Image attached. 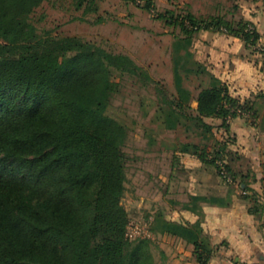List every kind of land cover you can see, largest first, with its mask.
Here are the masks:
<instances>
[{"label": "trees", "instance_id": "16d2710c", "mask_svg": "<svg viewBox=\"0 0 264 264\" xmlns=\"http://www.w3.org/2000/svg\"><path fill=\"white\" fill-rule=\"evenodd\" d=\"M58 1L84 16L98 10L96 0H0V264H156L155 240L128 235L131 219L122 203L127 170L121 146L133 127L114 100L128 81L153 85L154 97L140 96L143 115L155 109L157 127H182L190 139L176 149L216 168L225 181L239 178L243 197L261 217L264 204L248 186L249 173H242L250 163L217 138L207 119H220L227 132L231 119L262 112L253 123L264 129V107L231 96L190 50L198 31L212 30L240 38L249 49L260 45L264 53L253 23L172 10L167 16L153 11V0H130L180 27L172 50L176 92L170 93L126 53L58 29L40 31L35 10ZM186 80L196 83L195 92ZM191 102L194 111L187 110ZM146 131L148 147L154 146V130ZM174 228L195 245L197 262L208 264L212 253L194 237V227Z\"/></svg>", "mask_w": 264, "mask_h": 264}, {"label": "crops", "instance_id": "0c3cea01", "mask_svg": "<svg viewBox=\"0 0 264 264\" xmlns=\"http://www.w3.org/2000/svg\"><path fill=\"white\" fill-rule=\"evenodd\" d=\"M235 4V12L220 15L247 19L264 41L263 0H238ZM192 44L196 59L227 85L231 96L264 107V53L252 52L243 40L221 31L200 30ZM215 121L220 125L221 120ZM256 123L234 119L227 132L220 129L225 137H231L227 139L229 147L250 163V168L242 166V173H249L248 186L264 204V129ZM173 153L170 169L161 171L156 179L169 196H158L156 187L153 198L140 199L141 211L150 201L146 215L151 238L159 249L156 264H199L195 245L173 231L175 224L194 227V237L212 253L208 264H264V214L259 218L254 214L250 200L242 195L239 178L226 182L214 167L196 157L178 150ZM166 224L174 226L167 228Z\"/></svg>", "mask_w": 264, "mask_h": 264}, {"label": "rangeland", "instance_id": "374dc122", "mask_svg": "<svg viewBox=\"0 0 264 264\" xmlns=\"http://www.w3.org/2000/svg\"><path fill=\"white\" fill-rule=\"evenodd\" d=\"M236 1L238 0H153L155 6L153 11L166 13L167 16H170L167 13L170 10L175 15L186 12H196V15L192 14L198 17L199 12L213 13L208 16L220 15L229 13V10L235 12L238 9V7L235 9L233 6ZM96 3L98 4L97 12H89L84 16L82 10H73L70 5L61 8L63 5L61 1H58V6H52L45 2L35 10L33 20L40 31L58 29V31L78 35L95 42L107 50L128 54L138 64L146 68L151 77L159 81L168 92L175 93L172 50L174 37L181 34L179 25L156 18L152 11L143 8L144 3H141V6L132 3L130 0H96ZM216 10L219 12L214 13ZM82 16L83 19L78 18ZM200 16L203 17V15ZM98 17L102 19L100 22L95 21ZM194 48L192 44L190 50L194 52ZM261 48L260 45H256L252 46L250 50L254 53L255 51L262 52L260 51ZM127 83L122 93L114 100V105L120 106V115L130 124L131 128L133 127L129 131L128 142L121 146L127 170L126 190L122 203L129 214L130 222L137 224L142 234L147 231L148 237H151L150 223L147 221L146 215L150 201H146L148 203V205L145 204L148 206L146 211H141L140 199L141 197L153 198L156 187H158V191H156L158 196L163 198L169 196L166 194L164 186L158 185L159 182L156 179L162 174L161 171L170 169L173 152L178 150L176 149L179 146L178 142L190 138L187 137L182 127L176 130L157 127L155 121L157 111L155 109H151L147 115H143L140 96L147 93L154 97L153 85L146 89L133 86L130 81ZM185 85L195 92L196 83H190L186 80ZM195 106V102H191L187 110L194 111ZM261 113L256 117L250 113H243L234 119L245 120L246 123L252 124L254 121L261 120ZM207 120L214 125L217 138L221 140L231 139V137H225L222 133L224 131L215 123V120L220 119L208 118ZM150 129L154 130L152 135L155 138V144L148 147V137L145 136V131L147 130L148 133ZM179 164L178 161L176 165ZM156 172L159 174L155 175ZM178 175L182 176L183 173ZM229 181L232 182L230 178L226 182ZM152 250L156 260L159 249L152 245Z\"/></svg>", "mask_w": 264, "mask_h": 264}, {"label": "built area", "instance_id": "2783aa9c", "mask_svg": "<svg viewBox=\"0 0 264 264\" xmlns=\"http://www.w3.org/2000/svg\"><path fill=\"white\" fill-rule=\"evenodd\" d=\"M129 231H128V235L130 237H136V236H144V237H148L149 234L147 233V231H145V233L139 228V226L137 224H133V223H129Z\"/></svg>", "mask_w": 264, "mask_h": 264}, {"label": "water", "instance_id": "95a60500", "mask_svg": "<svg viewBox=\"0 0 264 264\" xmlns=\"http://www.w3.org/2000/svg\"><path fill=\"white\" fill-rule=\"evenodd\" d=\"M263 4H264V0H263Z\"/></svg>", "mask_w": 264, "mask_h": 264}]
</instances>
